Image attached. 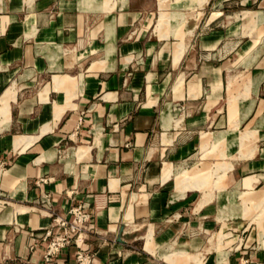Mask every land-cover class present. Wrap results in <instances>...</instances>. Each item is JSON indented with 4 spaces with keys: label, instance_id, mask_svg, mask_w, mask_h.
<instances>
[{
    "label": "crops",
    "instance_id": "1",
    "mask_svg": "<svg viewBox=\"0 0 264 264\" xmlns=\"http://www.w3.org/2000/svg\"><path fill=\"white\" fill-rule=\"evenodd\" d=\"M197 154L228 164L215 193L219 162L178 173ZM260 186L264 0H0V264H46L75 207L93 264H188L236 212L221 192ZM223 256L201 264L264 246Z\"/></svg>",
    "mask_w": 264,
    "mask_h": 264
},
{
    "label": "rangeland",
    "instance_id": "2",
    "mask_svg": "<svg viewBox=\"0 0 264 264\" xmlns=\"http://www.w3.org/2000/svg\"><path fill=\"white\" fill-rule=\"evenodd\" d=\"M214 149L215 148L212 146L211 151L207 153H212ZM220 154L224 157L223 152H220ZM211 155L206 157L204 160L199 154L195 155L184 165H179L178 170L180 171L178 173L184 171L185 174L186 170L195 173L198 169L203 168L202 166L204 164L206 165V167H204L209 169L216 164V162H219L217 164V169L215 170L217 187L212 185L213 178H208V187L211 189L210 192L215 193L217 190L224 187L223 185L225 183L223 181V177L229 168L227 162L222 161V159H214ZM196 184L199 186L198 182ZM211 186H213V188ZM190 188L193 187L190 186ZM245 188L249 189L248 187ZM221 197L223 199L222 203H225V198H227L229 200L227 207H234L236 212L234 214H230V216L229 214H226V219L223 217V214V218L220 217V224L222 225L214 227L213 229L205 230L203 234L205 246L199 251H189L190 258L187 259L188 264H194L193 256H198L195 258V262L196 264H201L202 259H206L208 256L212 257L219 255L222 260L225 253H236L244 250L245 246H264V186L256 188L253 192H244V194H240V190L238 188L231 189V191L225 189L221 192ZM225 222L229 224L226 225ZM189 235H191V231L189 232ZM178 250L179 247L174 246L170 253L177 252ZM173 255L176 257L175 254ZM225 260L224 264L226 263ZM156 262L157 264H167L161 258ZM221 262L222 261L219 263L221 264Z\"/></svg>",
    "mask_w": 264,
    "mask_h": 264
},
{
    "label": "built area",
    "instance_id": "3",
    "mask_svg": "<svg viewBox=\"0 0 264 264\" xmlns=\"http://www.w3.org/2000/svg\"><path fill=\"white\" fill-rule=\"evenodd\" d=\"M48 196V195H46ZM49 203V199H45ZM69 217L61 215H50L52 217L51 227L44 229L40 238L47 240L44 252V263L50 264L53 259L66 247L75 244L78 250L75 254L76 264H93V254L81 248L86 230L89 215L82 211L81 207H75L69 210ZM58 227L59 232L53 233L52 227ZM30 246L33 247L34 236H31Z\"/></svg>",
    "mask_w": 264,
    "mask_h": 264
}]
</instances>
